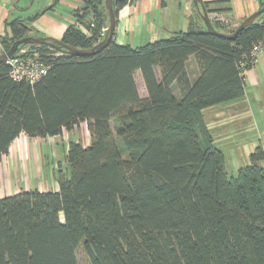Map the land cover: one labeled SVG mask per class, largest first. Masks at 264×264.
Segmentation results:
<instances>
[{
    "label": "trees",
    "instance_id": "16d2710c",
    "mask_svg": "<svg viewBox=\"0 0 264 264\" xmlns=\"http://www.w3.org/2000/svg\"><path fill=\"white\" fill-rule=\"evenodd\" d=\"M128 2L113 0L116 18ZM213 3L204 2L208 13L219 12ZM86 6L88 33L69 26L61 38L77 49L98 44L108 27L104 0ZM9 29L2 53L31 31L19 20ZM263 37L264 14L233 40L200 20L138 47L112 37L92 57L21 46L49 67L33 85L0 63V158L22 133L58 136L85 122L90 134L87 147L68 143L57 192L0 198V264H77L80 247L89 264H264V147L230 175L205 121L206 109L243 97Z\"/></svg>",
    "mask_w": 264,
    "mask_h": 264
},
{
    "label": "crops",
    "instance_id": "0c3cea01",
    "mask_svg": "<svg viewBox=\"0 0 264 264\" xmlns=\"http://www.w3.org/2000/svg\"><path fill=\"white\" fill-rule=\"evenodd\" d=\"M88 0H0V38H10L9 23L21 21L37 36L61 39L69 26L86 28L92 19L91 12L80 20ZM217 1L209 9L225 20L220 22L226 30L235 29L245 18L261 8L264 0H203ZM200 9L192 0H129L119 10L116 18L113 40L118 45L133 47L149 43L153 36L160 38L186 30L191 21L200 24ZM213 20V19H212ZM202 21V20H201ZM144 39V44L139 39ZM142 44V45H141ZM190 61L188 69L193 70ZM139 95L146 97V90L140 72L135 73ZM244 95L240 99L219 105L209 112L205 121L218 148L224 152L237 150L239 146L262 144L264 147V50L253 66L244 72ZM143 90V92L141 91ZM229 118L240 124L235 136L227 133ZM233 132V133H234ZM216 135H215V134ZM70 141L90 144V134L85 122L71 132L46 138H30L20 134L10 145L8 154L0 158V198L16 195L21 191L37 189L40 192H57L56 174L67 170L65 155ZM241 149V147H240ZM235 152V151H234ZM251 154V153H250ZM225 155V153H224ZM250 156V155H249ZM51 159V167L49 161ZM49 168H51L49 170ZM36 180L33 187L32 181Z\"/></svg>",
    "mask_w": 264,
    "mask_h": 264
},
{
    "label": "water",
    "instance_id": "95a60500",
    "mask_svg": "<svg viewBox=\"0 0 264 264\" xmlns=\"http://www.w3.org/2000/svg\"><path fill=\"white\" fill-rule=\"evenodd\" d=\"M192 3L197 9H200V16L204 28L206 31L214 36L224 38L227 40H233L236 36L244 29L250 27L261 15L264 14V6L257 10L255 13L251 14L245 18L232 33H223L215 30L212 20L209 16V13L204 5L203 0H192ZM105 10L108 16V27L106 28L105 35L103 39L89 49H77L72 46L66 45L62 42L61 39H56L48 36H26L24 38L18 39L13 42L9 50L0 54V63L6 62L11 59L21 48V46H47L49 48L55 49L60 52H64L70 56L76 57H92L98 52L105 49L112 40L115 25H116V16L113 8V0H104Z\"/></svg>",
    "mask_w": 264,
    "mask_h": 264
},
{
    "label": "built area",
    "instance_id": "2783aa9c",
    "mask_svg": "<svg viewBox=\"0 0 264 264\" xmlns=\"http://www.w3.org/2000/svg\"><path fill=\"white\" fill-rule=\"evenodd\" d=\"M213 19V20H212ZM212 21L225 23V20L220 18L217 14L212 18ZM92 26V24H91ZM84 34H87L85 28H80ZM103 32L106 29L102 30ZM0 50H2V45L0 43ZM264 50V37L252 46L250 51V57L253 64L260 52ZM9 68V76L12 80L16 82H26L30 85L35 84L45 77L48 73L49 67L43 63L36 52L29 53L25 48L20 49L11 59L5 62ZM243 67V65H242Z\"/></svg>",
    "mask_w": 264,
    "mask_h": 264
},
{
    "label": "rangeland",
    "instance_id": "374dc122",
    "mask_svg": "<svg viewBox=\"0 0 264 264\" xmlns=\"http://www.w3.org/2000/svg\"><path fill=\"white\" fill-rule=\"evenodd\" d=\"M38 34H35V33H32L31 36H36ZM169 37V36H167ZM158 39H161L159 34L153 36V38H151V40H146V41H155V40H158ZM141 41L142 44H144V39L142 41V39L140 38L139 39ZM141 44V45H142ZM133 47H136L135 45V42L134 44H132ZM27 51L30 50L28 47L25 48ZM2 50H0V53ZM38 54V53H37ZM39 56V55H38ZM141 91L143 92V90L141 89ZM208 110L209 112H212L213 110H215V108H209V109H206ZM232 121H235L234 119L232 118H229L228 122L229 124H226V128H227V133L228 135H232L235 136V132L239 133V127L240 124L238 122H232ZM112 126H114V123L112 124ZM236 127H238L236 129ZM236 129V131L234 132V130ZM212 133V131H210ZM234 132V133H233ZM67 133V132H66ZM232 133V134H230ZM215 134V133H214ZM216 135V134H215ZM232 137V136H231ZM119 146H120V149H121V152H122V157H125L127 155V152L125 150V146L123 145L122 142H119ZM241 147V149H240ZM255 147L253 144H246L244 146H239V148H237V150H233L232 153L231 152H224L225 153V165H226V170L227 172L232 175V174H236L237 170L243 166V165H246V164H249V155L250 153H252L254 150H255ZM219 149H222V148H219ZM235 151V152H234ZM49 167H51V159L49 161ZM51 168H49L50 170ZM36 184V180H33L32 181V185L33 187L35 186ZM76 256H77V264H89L88 260H87V257L85 256L83 250H82V247L78 248L77 250V253H76Z\"/></svg>",
    "mask_w": 264,
    "mask_h": 264
}]
</instances>
